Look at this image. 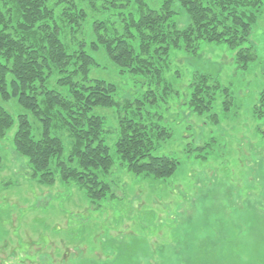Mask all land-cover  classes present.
Masks as SVG:
<instances>
[{
  "label": "rangeland",
  "instance_id": "1",
  "mask_svg": "<svg viewBox=\"0 0 264 264\" xmlns=\"http://www.w3.org/2000/svg\"><path fill=\"white\" fill-rule=\"evenodd\" d=\"M145 2L154 10L161 4ZM80 7L86 18L77 35L57 20L69 52L82 38L87 47L94 40L95 21L118 22L123 11L94 10L87 0ZM176 10L173 20L186 26V13ZM248 45L256 59L245 69L223 43L200 42L196 53L172 49L162 73L168 96L145 76L119 73L104 50L90 52L97 66L89 78L116 88L113 107L93 110L114 163L104 180L111 192L91 202L79 183L58 173L50 185L30 179L27 159L14 148L15 124L0 138V264H264V117L255 113L264 90V4ZM201 75L218 89L210 110L197 113L191 85ZM0 107L13 119L26 114L38 136L37 121L16 99L0 97ZM124 115L155 133L164 129L151 155L177 161L171 177L136 176L120 164L115 142ZM57 136L69 152L68 134Z\"/></svg>",
  "mask_w": 264,
  "mask_h": 264
},
{
  "label": "trees",
  "instance_id": "2",
  "mask_svg": "<svg viewBox=\"0 0 264 264\" xmlns=\"http://www.w3.org/2000/svg\"><path fill=\"white\" fill-rule=\"evenodd\" d=\"M81 1L0 0V97L16 99L37 121L40 131L35 137L26 114L13 119L0 107V138L16 124L14 148L27 159L30 179L50 185L58 173L63 182L79 183L95 202L111 192V184L104 180L113 172L114 163L101 136L103 119L93 110L113 107L116 88L89 78L97 66L90 52L104 50L119 73L145 76L150 85H163L168 96L170 89L162 73L172 49L182 47L196 53L200 42L223 43L236 50L238 68L245 69L254 61V49L244 45L264 0H161L157 10L145 0H133V12L127 11L128 0H87L94 10L123 11L117 15L118 22L95 21L94 40L87 47L82 38L69 52L60 38L64 32L57 20L68 26L72 36L77 35L86 18ZM176 9L186 13V26L179 27L173 20ZM216 89L209 76L195 78L190 97L195 112L210 110ZM146 94L154 96L152 91ZM131 105L126 102L124 106ZM255 113L264 117V90ZM118 122L115 152L120 164L136 176L171 177L177 161L151 155L154 141L163 137L164 129L155 133L152 126L126 115ZM64 131L71 140L67 153L57 136Z\"/></svg>",
  "mask_w": 264,
  "mask_h": 264
}]
</instances>
